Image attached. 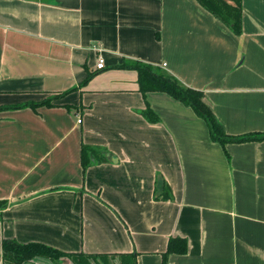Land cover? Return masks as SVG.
<instances>
[{
	"label": "crops",
	"instance_id": "crops-1",
	"mask_svg": "<svg viewBox=\"0 0 264 264\" xmlns=\"http://www.w3.org/2000/svg\"><path fill=\"white\" fill-rule=\"evenodd\" d=\"M241 6L236 34L198 0H0V264L4 239L264 264V140L213 141L194 109L122 67L202 90L231 135L264 132V0ZM174 237L187 251L165 259Z\"/></svg>",
	"mask_w": 264,
	"mask_h": 264
},
{
	"label": "trees",
	"instance_id": "trees-1",
	"mask_svg": "<svg viewBox=\"0 0 264 264\" xmlns=\"http://www.w3.org/2000/svg\"><path fill=\"white\" fill-rule=\"evenodd\" d=\"M202 6L211 12L215 17L226 25H229L236 34L242 32V6L241 0H198ZM122 67L133 68L138 71V80L140 90L144 93L149 91L165 92L174 99L182 102L186 106L191 107L194 111L204 118L210 126L212 140L225 146L230 142H250L264 140V132L249 133L244 135H231L226 132L222 123L217 119L212 108L205 101V94L202 90L185 85L181 80L171 73L160 67L140 61H126ZM94 73H89L82 84H87ZM53 99H47L40 103H32L36 107L38 105L53 106ZM151 110L147 107V114H151ZM96 148L83 145L82 159L84 170L90 164V153H94ZM187 242L183 238H171L168 248L164 254L165 259L171 253H186ZM37 257L48 258L51 261L69 260V258H96V264H105L108 258H118L119 264H137L136 253L122 254H85V253H67L60 251L54 247L42 243H19L13 239H4L3 241V260L7 264H30ZM68 257V258H66ZM87 259V258H86ZM70 261V260H69ZM104 262V263H103ZM78 263L83 262L78 260ZM93 262H89L92 264Z\"/></svg>",
	"mask_w": 264,
	"mask_h": 264
},
{
	"label": "rangeland",
	"instance_id": "rangeland-1",
	"mask_svg": "<svg viewBox=\"0 0 264 264\" xmlns=\"http://www.w3.org/2000/svg\"><path fill=\"white\" fill-rule=\"evenodd\" d=\"M66 258H68V257H66ZM87 258V259H86ZM84 257V258H79L78 260H80V261H82L83 263L82 264H89V262H93L92 264H96V258H91V257ZM116 259L117 258H108L107 260H106V262H105V264H118L117 262H116ZM70 260V261H69ZM69 260H65V261H63V262H61V263H58V261H51L50 259H49V261L47 262V261H41V263H39V264H80V263H78V260L76 259V258H69ZM3 264H7V262L6 261H4L3 260V262H2ZM38 263V261L37 260H32L31 262H30V264H37ZM104 263V262H103Z\"/></svg>",
	"mask_w": 264,
	"mask_h": 264
},
{
	"label": "built area",
	"instance_id": "built-area-1",
	"mask_svg": "<svg viewBox=\"0 0 264 264\" xmlns=\"http://www.w3.org/2000/svg\"><path fill=\"white\" fill-rule=\"evenodd\" d=\"M105 64H104V59L99 57V62L97 64V68L98 69H101V68H104ZM78 122H81V119L78 120Z\"/></svg>",
	"mask_w": 264,
	"mask_h": 264
}]
</instances>
